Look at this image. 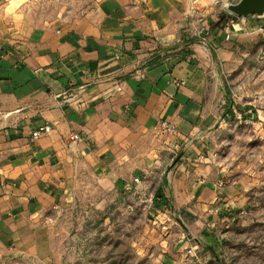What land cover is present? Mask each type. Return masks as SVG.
Wrapping results in <instances>:
<instances>
[{"label": "crops", "instance_id": "crops-1", "mask_svg": "<svg viewBox=\"0 0 264 264\" xmlns=\"http://www.w3.org/2000/svg\"><path fill=\"white\" fill-rule=\"evenodd\" d=\"M48 1L0 0V264H60L54 214L82 191L107 197L138 176L156 195L155 224L184 231L159 240L170 264L189 243L186 225L197 242L217 210L242 208L211 152L226 75L262 51L264 12L220 28L193 21L199 0H76L63 14ZM161 121L177 134H156ZM43 126L52 131L34 140Z\"/></svg>", "mask_w": 264, "mask_h": 264}, {"label": "rangeland", "instance_id": "rangeland-1", "mask_svg": "<svg viewBox=\"0 0 264 264\" xmlns=\"http://www.w3.org/2000/svg\"><path fill=\"white\" fill-rule=\"evenodd\" d=\"M237 1L199 0L196 12L200 14L193 21L223 28L236 16L230 7ZM56 4L59 14L77 6L76 0H57ZM43 5L50 10L51 0ZM226 79L230 101L221 110L227 118L214 137L211 154L242 194L243 205L228 214L218 212L219 223L197 242L186 225L191 235L184 241L189 243L172 251L170 264H264V47L242 71ZM147 198L142 187L136 193L116 192L107 197L93 189L92 195L82 191L65 203L53 217L66 249L60 264H165L159 256V240L166 232L177 238L174 230L182 228L173 225L165 230L155 224Z\"/></svg>", "mask_w": 264, "mask_h": 264}, {"label": "built area", "instance_id": "built-area-1", "mask_svg": "<svg viewBox=\"0 0 264 264\" xmlns=\"http://www.w3.org/2000/svg\"><path fill=\"white\" fill-rule=\"evenodd\" d=\"M231 38V34L230 32H226V39L229 40ZM52 131V127L51 126H43L37 130H35L32 134V138L34 140L39 139L41 136L49 133ZM154 131L156 134L159 135H163V136H175L177 134V129L175 127L174 124H172L171 122H167V121H161L159 122L155 128ZM69 140L74 142V141H82V138L77 135V134H71L69 137ZM222 183L220 184V186L222 187ZM142 187V178L140 176L135 177L132 183H129L125 186V191L129 192V193H136L138 192ZM146 203H148V207L153 210V212L155 211H161L160 209H158V206L156 205V195L153 193H148V198L145 200ZM220 212V210H217V213ZM172 213V217H173V221L175 222H180L182 223V217L181 215L177 214L176 212H171Z\"/></svg>", "mask_w": 264, "mask_h": 264}, {"label": "water", "instance_id": "water-1", "mask_svg": "<svg viewBox=\"0 0 264 264\" xmlns=\"http://www.w3.org/2000/svg\"><path fill=\"white\" fill-rule=\"evenodd\" d=\"M238 17H248L253 14L261 15L264 12V0H242L239 4L230 7Z\"/></svg>", "mask_w": 264, "mask_h": 264}, {"label": "clouds", "instance_id": "clouds-1", "mask_svg": "<svg viewBox=\"0 0 264 264\" xmlns=\"http://www.w3.org/2000/svg\"><path fill=\"white\" fill-rule=\"evenodd\" d=\"M16 0H13V6H15Z\"/></svg>", "mask_w": 264, "mask_h": 264}, {"label": "trees", "instance_id": "trees-1", "mask_svg": "<svg viewBox=\"0 0 264 264\" xmlns=\"http://www.w3.org/2000/svg\"><path fill=\"white\" fill-rule=\"evenodd\" d=\"M235 18V17H234ZM233 19V18H232Z\"/></svg>", "mask_w": 264, "mask_h": 264}]
</instances>
